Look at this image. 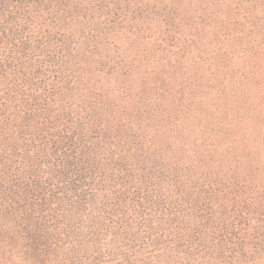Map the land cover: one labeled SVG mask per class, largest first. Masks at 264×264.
<instances>
[{"label": "rangeland", "instance_id": "1", "mask_svg": "<svg viewBox=\"0 0 264 264\" xmlns=\"http://www.w3.org/2000/svg\"><path fill=\"white\" fill-rule=\"evenodd\" d=\"M0 264H264V0H0Z\"/></svg>", "mask_w": 264, "mask_h": 264}, {"label": "trees", "instance_id": "2", "mask_svg": "<svg viewBox=\"0 0 264 264\" xmlns=\"http://www.w3.org/2000/svg\"><path fill=\"white\" fill-rule=\"evenodd\" d=\"M2 1V0H1ZM63 176V175H62Z\"/></svg>", "mask_w": 264, "mask_h": 264}]
</instances>
